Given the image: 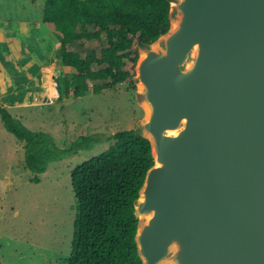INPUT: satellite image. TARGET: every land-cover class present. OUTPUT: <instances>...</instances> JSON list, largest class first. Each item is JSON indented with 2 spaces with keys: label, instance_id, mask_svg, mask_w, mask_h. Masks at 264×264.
I'll use <instances>...</instances> for the list:
<instances>
[{
  "label": "water",
  "instance_id": "water-1",
  "mask_svg": "<svg viewBox=\"0 0 264 264\" xmlns=\"http://www.w3.org/2000/svg\"><path fill=\"white\" fill-rule=\"evenodd\" d=\"M139 46L143 264H264V0H169Z\"/></svg>",
  "mask_w": 264,
  "mask_h": 264
},
{
  "label": "trees",
  "instance_id": "trees-1",
  "mask_svg": "<svg viewBox=\"0 0 264 264\" xmlns=\"http://www.w3.org/2000/svg\"><path fill=\"white\" fill-rule=\"evenodd\" d=\"M170 7L169 0H43L41 20L60 43L56 79L61 96L134 90L139 46L169 29ZM0 116L24 141L34 182L51 162L103 141L111 143L72 169L77 212L73 248L64 264H143L135 200L154 164L151 141L131 128L108 136L84 134L62 147L1 101Z\"/></svg>",
  "mask_w": 264,
  "mask_h": 264
},
{
  "label": "rangeland",
  "instance_id": "rangeland-1",
  "mask_svg": "<svg viewBox=\"0 0 264 264\" xmlns=\"http://www.w3.org/2000/svg\"><path fill=\"white\" fill-rule=\"evenodd\" d=\"M42 4L0 0V100L27 126L49 132L62 147L84 134L108 136L135 128L145 114L137 84L131 91L73 98H59L55 92L53 101L48 99L41 67L58 77L60 43L41 20ZM30 97L34 101L25 103ZM39 97L44 101L36 103ZM24 145L0 116V264H64L72 252L77 212L72 169L111 143L51 162L39 182L31 180L35 173L26 166Z\"/></svg>",
  "mask_w": 264,
  "mask_h": 264
},
{
  "label": "crops",
  "instance_id": "crops-1",
  "mask_svg": "<svg viewBox=\"0 0 264 264\" xmlns=\"http://www.w3.org/2000/svg\"><path fill=\"white\" fill-rule=\"evenodd\" d=\"M54 60H52V61H50L49 63H52ZM45 66H44V64L42 65V71H43V83H44V85L45 86H43V89L42 90H47V92H48V99H53L52 98V94H54L55 92H57L59 95V98L61 97V93L59 92V89H58V81H57V75H54V73L52 74V73H45L44 72V70H43V68H44ZM53 80H54V82H55V85H57V86H53L52 85V83H53ZM51 86H53V89H52V87ZM51 96V97H50ZM64 98H67V97H64ZM29 99L30 100H32L33 98H27V101H25V103H27V102H29ZM43 98L42 97H39L38 99H36V103L37 102H40V101H44V100H42ZM1 101V100H0ZM32 101H34V99L32 100ZM53 101V100H52ZM5 106L7 105V103H5V102H3V101H1ZM16 116H18V115H16ZM18 117H20V116H18ZM21 118V117H20ZM23 121V120H22Z\"/></svg>",
  "mask_w": 264,
  "mask_h": 264
},
{
  "label": "bare ground",
  "instance_id": "bare-ground-1",
  "mask_svg": "<svg viewBox=\"0 0 264 264\" xmlns=\"http://www.w3.org/2000/svg\"><path fill=\"white\" fill-rule=\"evenodd\" d=\"M57 86V85H56ZM52 87V89H53V86H51Z\"/></svg>",
  "mask_w": 264,
  "mask_h": 264
}]
</instances>
